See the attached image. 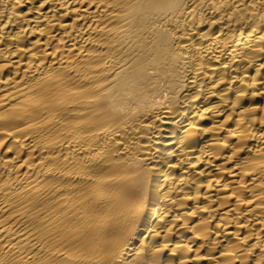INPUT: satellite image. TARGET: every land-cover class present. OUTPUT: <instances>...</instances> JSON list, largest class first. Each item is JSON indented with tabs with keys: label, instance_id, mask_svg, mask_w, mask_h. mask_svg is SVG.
Masks as SVG:
<instances>
[{
	"label": "bare ground",
	"instance_id": "6f19581e",
	"mask_svg": "<svg viewBox=\"0 0 264 264\" xmlns=\"http://www.w3.org/2000/svg\"><path fill=\"white\" fill-rule=\"evenodd\" d=\"M0 264H264V0H0Z\"/></svg>",
	"mask_w": 264,
	"mask_h": 264
}]
</instances>
